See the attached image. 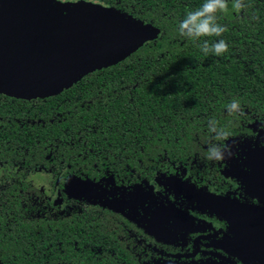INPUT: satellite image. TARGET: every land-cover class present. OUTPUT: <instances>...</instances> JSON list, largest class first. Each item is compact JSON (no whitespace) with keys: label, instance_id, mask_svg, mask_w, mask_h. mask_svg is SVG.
<instances>
[{"label":"trees","instance_id":"trees-1","mask_svg":"<svg viewBox=\"0 0 264 264\" xmlns=\"http://www.w3.org/2000/svg\"><path fill=\"white\" fill-rule=\"evenodd\" d=\"M100 1L152 23L160 34L47 99L0 93V166L6 173L18 170L10 188L0 191L5 263L74 264V216L33 217L19 191L24 174L48 162L50 152L75 171L124 157L130 166L149 165L165 151L175 158L192 155L186 151L213 137L211 119L229 135L240 132V112L264 123V0H243L241 9L227 0L226 11L217 13L227 31L198 39L181 35L178 25L204 0ZM221 39L228 44L222 55H206L200 47ZM233 99L240 111L229 114ZM49 242L53 249L44 250Z\"/></svg>","mask_w":264,"mask_h":264},{"label":"flooded vegetation","instance_id":"flooded-vegetation-1","mask_svg":"<svg viewBox=\"0 0 264 264\" xmlns=\"http://www.w3.org/2000/svg\"><path fill=\"white\" fill-rule=\"evenodd\" d=\"M239 114L240 132L218 142L230 152L223 160L206 159L213 137L199 140L183 158L165 151L153 164L130 166L124 157L95 162L89 172L63 166L50 152V164L28 170V189L19 191L33 217L74 216V264H264V213L257 209L264 210V123ZM33 173L44 176L41 184ZM14 175L18 170L0 168V191L10 188ZM75 180L92 185L93 196L73 193L68 185ZM222 209L240 213L252 236L241 224L231 227ZM241 233L247 239L241 241ZM43 249H53V242Z\"/></svg>","mask_w":264,"mask_h":264},{"label":"water","instance_id":"water-1","mask_svg":"<svg viewBox=\"0 0 264 264\" xmlns=\"http://www.w3.org/2000/svg\"><path fill=\"white\" fill-rule=\"evenodd\" d=\"M50 7L45 0H0V73L5 74L6 69L12 68L19 83L28 82L25 86L34 92L38 88L52 87L57 88L56 93H59L94 71L96 63L113 54L112 47L106 43L107 38L118 36L126 28L123 25L116 27L114 33L108 32L114 24L107 21L105 26L109 34H100L97 28L81 25L84 19H88L85 16L77 20L74 12ZM91 19L103 26L104 20L100 16H91ZM138 19L146 25L155 26ZM146 27V31L152 32L150 38L156 35L155 38H158L160 28L155 26L157 29L152 27L151 30ZM127 28L135 31L137 25L130 24ZM139 37L142 39L144 34ZM103 65L97 68L101 69ZM254 234L259 235L257 231Z\"/></svg>","mask_w":264,"mask_h":264},{"label":"rangeland","instance_id":"rangeland-1","mask_svg":"<svg viewBox=\"0 0 264 264\" xmlns=\"http://www.w3.org/2000/svg\"><path fill=\"white\" fill-rule=\"evenodd\" d=\"M47 4H50V8H55L58 10H62L65 12H74V16L78 20L80 17H86L88 19H84L81 25L83 27H94L98 29L100 34L108 35V32L114 33L116 27L126 26L125 30H121L120 34L116 37H108L107 38V45L112 47L113 54L112 56L102 60L101 62L96 63L92 70L98 69V65L104 64L103 67L109 66L115 63L120 62L126 55L130 54L137 46L143 45L147 42L153 41L157 38L153 37L150 38L152 32L146 31L148 26L150 29L153 27L157 29V27L152 25H146V23H142L138 21L139 19L128 15L126 13L118 11L116 8L103 4L102 2L95 1V0H45ZM91 16H100L101 19L104 20L103 26H100L98 22L91 19ZM114 24L111 27V31H106L105 23ZM131 26L133 24L137 25V30H130L127 26ZM152 30V29H151ZM144 34V37L140 39V35ZM160 34V33H159ZM83 35V34H81ZM139 41H142L140 44ZM139 43V44H138ZM102 67V68H103ZM6 69V68H5ZM5 74L0 73V91L4 94H10L14 97L21 98V99H34V98H44L49 97L56 93L57 88H38L34 92V90L28 89L25 84H20L19 79H16V74L13 72L12 68L6 69ZM91 72V71H90ZM5 75V76H4ZM82 76V75H81ZM80 77V76H79ZM78 77V78H79ZM77 78V79H78ZM76 79V80H77ZM80 79V78H79ZM78 79V80H79ZM7 83V84H6ZM32 180L37 183L41 184L40 182L44 179V176L40 173H33L31 176ZM72 183V184H71ZM68 185L69 189L76 191V193H81L84 195H92L93 196V186L89 183L81 180H75ZM260 214L264 213V210L257 208ZM248 210V209H247ZM246 211V210H245ZM252 211V210H250ZM218 212L225 218L226 221L229 222L230 226L238 227L239 224L242 225L241 229H245L250 231V229L245 224V220L241 221L239 218L242 217L240 213H232L226 209L218 210ZM255 214V212H252ZM264 220V218H261ZM253 235H255L253 233ZM247 236L251 237V231L247 233ZM258 236V235H256ZM247 239L246 236L240 234V240ZM249 243V242H248ZM250 244V243H249ZM261 250L263 251L264 248L262 246ZM264 253V251H263ZM264 261V259H263Z\"/></svg>","mask_w":264,"mask_h":264},{"label":"clouds","instance_id":"clouds-1","mask_svg":"<svg viewBox=\"0 0 264 264\" xmlns=\"http://www.w3.org/2000/svg\"><path fill=\"white\" fill-rule=\"evenodd\" d=\"M227 7V0H204V3L198 8L186 13L185 18L178 25L179 33L192 39H198L202 36H221L227 31V28L217 22V13L226 11ZM233 7L236 9L243 8V0H234ZM200 47L206 55L209 52L222 55L228 50V44L223 39L211 45L208 41H204ZM226 108L229 114L239 112V100L233 99L226 105ZM208 130L213 134V139L216 142L209 145L206 159L210 161L225 159L226 156L230 155L229 149L218 142L226 140L229 133L218 127V122L215 119L209 120Z\"/></svg>","mask_w":264,"mask_h":264}]
</instances>
